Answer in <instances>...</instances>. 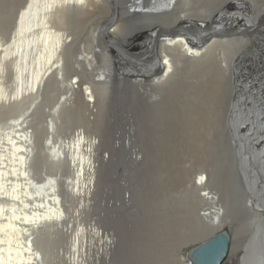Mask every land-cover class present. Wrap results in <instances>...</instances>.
Returning a JSON list of instances; mask_svg holds the SVG:
<instances>
[{"label":"bare ground","instance_id":"obj_1","mask_svg":"<svg viewBox=\"0 0 264 264\" xmlns=\"http://www.w3.org/2000/svg\"><path fill=\"white\" fill-rule=\"evenodd\" d=\"M3 123L0 264H191L222 231L240 264L264 217V0H0Z\"/></svg>","mask_w":264,"mask_h":264},{"label":"water","instance_id":"obj_2","mask_svg":"<svg viewBox=\"0 0 264 264\" xmlns=\"http://www.w3.org/2000/svg\"><path fill=\"white\" fill-rule=\"evenodd\" d=\"M229 246L230 235L222 231L190 248L187 256L191 264H222L228 255ZM240 264H264V217L248 240Z\"/></svg>","mask_w":264,"mask_h":264},{"label":"rangeland","instance_id":"obj_3","mask_svg":"<svg viewBox=\"0 0 264 264\" xmlns=\"http://www.w3.org/2000/svg\"><path fill=\"white\" fill-rule=\"evenodd\" d=\"M9 121H10V119H8V120L6 119V120H5V124L8 123ZM0 126H4V123L1 124ZM120 129H121V128H119V130H120ZM67 132H68V131L63 132V135H66ZM137 135H138V134H137ZM139 150H141V149H139ZM39 174H41V173H39ZM39 174H37V178H38V179H39V178H42V177L39 176ZM45 175H46V174H45ZM45 175H43V176H45Z\"/></svg>","mask_w":264,"mask_h":264}]
</instances>
